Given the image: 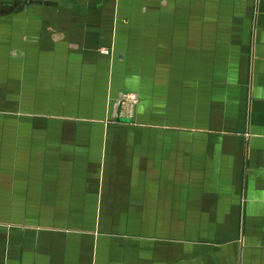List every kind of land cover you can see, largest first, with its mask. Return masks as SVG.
I'll use <instances>...</instances> for the list:
<instances>
[{
    "label": "crops",
    "instance_id": "crops-1",
    "mask_svg": "<svg viewBox=\"0 0 264 264\" xmlns=\"http://www.w3.org/2000/svg\"><path fill=\"white\" fill-rule=\"evenodd\" d=\"M21 1L0 17L18 164L43 167L54 196L95 199L114 238L53 234L9 264H264V0ZM93 1L111 32L98 8L71 7ZM125 93L134 120L109 122Z\"/></svg>",
    "mask_w": 264,
    "mask_h": 264
},
{
    "label": "rangeland",
    "instance_id": "rangeland-1",
    "mask_svg": "<svg viewBox=\"0 0 264 264\" xmlns=\"http://www.w3.org/2000/svg\"><path fill=\"white\" fill-rule=\"evenodd\" d=\"M95 1L90 3L88 7L81 4L71 7L73 10H78L79 13H81V10L86 9L94 15L95 9L98 8L100 14L104 16L101 28L106 32H111L115 21H117L110 17L112 8L105 5L99 6ZM28 5L29 3L21 0H13L10 3L8 0H0V17L8 14L25 13ZM55 9L62 10L61 7ZM120 25L118 24V29ZM102 51L105 55H112V50ZM135 95L137 96L135 104L120 103L119 99L108 105L111 112L114 110V115L109 118V122H111L110 119L117 120L118 118L134 120L135 113L141 104L139 94L135 93ZM1 110L0 105V264L11 263L10 258H16L21 253L24 244L29 257H34L37 253L32 249L34 242L45 249L46 242L50 241L51 237L53 238V234L54 238L58 240L59 243L56 244L59 246L62 242L65 246L74 239L91 238L97 240L98 238H106V240H109L114 238L113 232L107 231L103 235L97 229L98 215L96 214L95 199L76 197L65 200L59 196H54L51 193L52 191L48 192L49 190L45 187L46 184L42 182L46 178V176L39 174L44 169L43 167L34 165L21 167L18 164L17 153L19 152L17 146L20 144L18 143L17 123L13 119H2ZM2 146L12 147L10 151L5 152ZM55 169L56 166H54ZM32 170L36 171L35 174L31 173ZM27 171H30V173L26 174ZM23 179L26 183H19ZM50 186L52 187V185ZM72 194L81 195L82 193L78 191ZM45 203H53L55 213L51 214L48 209L45 210V213H40V208ZM105 218L107 221L108 219L111 222L113 220V216H106ZM86 227H95V229H85ZM55 228H58V230L51 231ZM128 237V232H125V235H121L120 239L123 240ZM24 240L29 242L24 243ZM122 249L124 250L122 253L129 254L128 246ZM139 250H144V247H140ZM112 251L113 248L109 247L107 252L113 255ZM123 264H129V262Z\"/></svg>",
    "mask_w": 264,
    "mask_h": 264
},
{
    "label": "built area",
    "instance_id": "built-area-1",
    "mask_svg": "<svg viewBox=\"0 0 264 264\" xmlns=\"http://www.w3.org/2000/svg\"><path fill=\"white\" fill-rule=\"evenodd\" d=\"M137 101V96L135 93H125L120 99V103H125L127 105L135 104Z\"/></svg>",
    "mask_w": 264,
    "mask_h": 264
},
{
    "label": "water",
    "instance_id": "water-1",
    "mask_svg": "<svg viewBox=\"0 0 264 264\" xmlns=\"http://www.w3.org/2000/svg\"><path fill=\"white\" fill-rule=\"evenodd\" d=\"M123 121H124V122H125V121H128V122H129L130 120H123Z\"/></svg>",
    "mask_w": 264,
    "mask_h": 264
}]
</instances>
